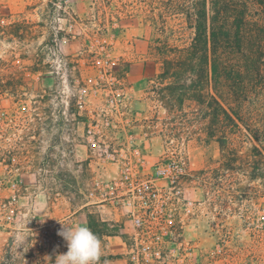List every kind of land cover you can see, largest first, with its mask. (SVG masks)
<instances>
[{
    "label": "rangeland",
    "instance_id": "1",
    "mask_svg": "<svg viewBox=\"0 0 264 264\" xmlns=\"http://www.w3.org/2000/svg\"><path fill=\"white\" fill-rule=\"evenodd\" d=\"M188 3L0 0V264H55L62 224L101 239L99 264H264L253 141L232 135L227 164L163 90Z\"/></svg>",
    "mask_w": 264,
    "mask_h": 264
},
{
    "label": "trees",
    "instance_id": "2",
    "mask_svg": "<svg viewBox=\"0 0 264 264\" xmlns=\"http://www.w3.org/2000/svg\"><path fill=\"white\" fill-rule=\"evenodd\" d=\"M179 9L194 37L165 59L160 78L174 83L163 90L199 106L208 137L222 135L227 164L237 131L253 141L251 157L264 161V0H190Z\"/></svg>",
    "mask_w": 264,
    "mask_h": 264
},
{
    "label": "clouds",
    "instance_id": "3",
    "mask_svg": "<svg viewBox=\"0 0 264 264\" xmlns=\"http://www.w3.org/2000/svg\"><path fill=\"white\" fill-rule=\"evenodd\" d=\"M57 235L67 242L68 250L57 256L55 264H99L102 241L87 226L62 224Z\"/></svg>",
    "mask_w": 264,
    "mask_h": 264
},
{
    "label": "built area",
    "instance_id": "4",
    "mask_svg": "<svg viewBox=\"0 0 264 264\" xmlns=\"http://www.w3.org/2000/svg\"><path fill=\"white\" fill-rule=\"evenodd\" d=\"M165 173H166L165 171H159L157 174L165 175ZM125 179L126 180L129 179V175L128 174H126ZM97 186H100L99 182L97 183ZM135 222H136V225H138V226L142 224V220L141 219H137Z\"/></svg>",
    "mask_w": 264,
    "mask_h": 264
}]
</instances>
